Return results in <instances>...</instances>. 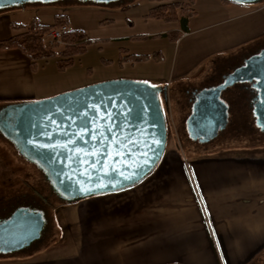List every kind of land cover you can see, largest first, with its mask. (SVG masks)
<instances>
[{
  "label": "crops",
  "instance_id": "obj_1",
  "mask_svg": "<svg viewBox=\"0 0 264 264\" xmlns=\"http://www.w3.org/2000/svg\"><path fill=\"white\" fill-rule=\"evenodd\" d=\"M192 10L184 23L165 22L173 23L170 28L178 34L175 41L164 43L169 53L162 74L153 73L157 68L148 63H163V48L161 60L127 64L148 71L125 73V78L167 86L165 116L172 123L171 100L182 96L181 89L209 79L218 60L239 58L240 63L264 47V2L194 0ZM15 11H0V40L10 36L11 21L32 19L23 21L12 15ZM55 57L38 60L33 71L20 50L0 49V106L107 79L46 71V63ZM199 90L189 88L182 96L184 132L189 97ZM191 140L202 145L189 144L190 158L174 141L171 147L167 143L153 171L134 186L60 204L67 229L58 225L60 235L55 236L67 232L68 238L14 254L0 264H264V158L228 152L221 143L208 147ZM197 150L201 153H193ZM80 245L78 260L73 249Z\"/></svg>",
  "mask_w": 264,
  "mask_h": 264
},
{
  "label": "water",
  "instance_id": "obj_2",
  "mask_svg": "<svg viewBox=\"0 0 264 264\" xmlns=\"http://www.w3.org/2000/svg\"><path fill=\"white\" fill-rule=\"evenodd\" d=\"M29 1L58 0H0V11ZM228 1L257 4L263 0ZM246 81L256 90L252 106L255 125L264 131L263 47L246 57L221 83L194 92L185 121L188 135L200 142L215 138L228 121L221 92ZM162 102H167L166 85L131 78L107 79L45 98L4 104L0 106V132L42 171L58 199L71 203L134 186L153 171L167 142ZM44 226L42 211L15 210L0 221V253L25 250L41 239Z\"/></svg>",
  "mask_w": 264,
  "mask_h": 264
},
{
  "label": "rangeland",
  "instance_id": "obj_3",
  "mask_svg": "<svg viewBox=\"0 0 264 264\" xmlns=\"http://www.w3.org/2000/svg\"><path fill=\"white\" fill-rule=\"evenodd\" d=\"M262 2L264 0L260 3ZM151 4H154L152 0H117L108 3H84L77 0L29 1L22 7H10L7 10H16L12 15L23 21L35 17L40 23H51L55 13L64 12L71 27L81 28L84 31L86 38L89 40L86 50L82 55L75 57L71 66L64 69L66 72L62 73L60 71L64 70L58 69L57 56L48 60L45 65L46 71L52 70V72H55L57 70L55 73L58 76L67 78L68 76L78 78L80 74H87L92 79H113L125 78V73L128 71H148V69L138 68L136 65L135 67L132 65L130 68V65H127L129 63L126 62L119 63L121 50L131 51L132 53L137 51L151 53L152 51H160L163 48L165 49L164 55L167 54L166 60L163 63L150 62L148 66L153 64L152 66L157 68L153 73H157V75L165 71L169 49L166 50L167 46L164 43H166V40L171 41V39L167 35L159 33V31L165 29L174 32L175 30L170 28L173 23L166 25L165 22L169 21L156 20L145 16L144 13ZM237 63H239V58L218 60L212 75L209 76L210 78L208 77L207 80L181 89L182 96L189 88L201 90L221 83L224 76L231 72L238 65ZM182 96L180 95L179 98L174 96L171 100L172 109H174L172 113L173 123L167 121L166 145L168 143V147H171L172 141H174V146L180 147L182 153L188 154V158H190L189 144L193 143L197 147L202 144L191 140L187 132H184L183 106L185 102ZM220 97L228 107V124L216 139L205 142V146L211 147L221 143V146L229 150L228 152L257 155V157L264 158V132L255 125L251 106L247 99V90L241 82H237L223 90ZM162 106L165 109L164 102H162ZM179 106L181 111L177 108ZM193 153H201V150ZM33 190L44 195L49 194L43 174L36 166L25 160L12 144L0 137V198L7 200L23 192L33 193ZM51 201L56 209L55 211L50 209L49 215L52 217V226L48 227L46 231L44 230L43 242L25 253L21 250L12 254H0V260L10 259L14 254L15 256L25 255L30 251L39 250L43 247L47 248L68 238L67 232H64L61 238L55 236L58 233V231L56 232L58 225L62 226L64 224V229H67L68 218L65 210L64 212L61 211V200L51 196ZM58 234L60 235V233ZM68 245L70 244L68 243ZM82 245L73 249V251L76 250L73 255L76 258L78 257V260L81 257L79 256V250ZM71 249L72 247H67L65 250L72 253Z\"/></svg>",
  "mask_w": 264,
  "mask_h": 264
},
{
  "label": "trees",
  "instance_id": "obj_4",
  "mask_svg": "<svg viewBox=\"0 0 264 264\" xmlns=\"http://www.w3.org/2000/svg\"><path fill=\"white\" fill-rule=\"evenodd\" d=\"M152 1L154 4H151L146 10V17L184 23L193 13L192 4L194 0ZM224 1L230 2L228 0ZM68 23L64 12L55 13L51 23H40L35 18L25 23L11 21L9 23L11 34L9 37L0 40V49L16 48L20 50L29 59V66L33 71L38 60L57 56V67L59 70H64L73 64L75 57L85 52L89 43L84 31L78 28H68L63 32L61 35L62 45H49L45 41V36L50 29L68 26ZM176 34H178L176 30L164 33L172 41H175ZM120 52L119 63L121 64L123 62L133 64L149 59L156 61L162 59L160 51L132 53L121 50Z\"/></svg>",
  "mask_w": 264,
  "mask_h": 264
},
{
  "label": "flooded vegetation",
  "instance_id": "obj_5",
  "mask_svg": "<svg viewBox=\"0 0 264 264\" xmlns=\"http://www.w3.org/2000/svg\"><path fill=\"white\" fill-rule=\"evenodd\" d=\"M61 1H68V0H61ZM243 60L240 63H238V65L235 66L233 68V70L235 68L241 66L243 64ZM241 84H242V86L248 92V98L247 99H248V102H249V104L251 106V110H252V106H253V102H254L253 101V97L256 94V90L252 87V85H251L250 82H247V81L246 82H241ZM195 96L196 95L193 93L189 97L190 98V101H191V104L193 103V101L195 99ZM253 118H254V116H253ZM227 124H228V122H227ZM227 124H226L225 128L227 127ZM225 128H223L222 130H220L218 132L217 136H219L221 134V132L225 130ZM262 132H264V131H262ZM217 136L215 138H213V139H216ZM0 137L3 138V139H5L7 142H9L4 137V135L1 132H0ZM34 166H36V165H34ZM36 168H37V166H36ZM38 170H40V169L38 168ZM40 172L42 173L41 170H40ZM44 182L46 183V185L48 187V190H49V194L48 195H44V194H41V192H38L36 190H33V193L32 192L31 193L30 192H23V193H20L19 195L15 196V197L8 198L7 200H3L2 198H0V221H2L4 219H6L7 217H9L15 210L22 208V209H26V210L42 211L43 214H44V220H45L44 230L46 231V229L48 227H51L52 226V222H51L52 217H51V215H49V212H50V209H52L53 211H55V209H56L54 207L52 201H51V196H55L56 198H58V197L52 191V189H51L49 183L47 182V180L45 179V177H44ZM44 230L42 232L41 239L38 240V241H35L28 248H26L25 250H23L24 253L25 252H28L32 247H36L37 245H39V244H41L43 242V235L45 233ZM0 254H2V253H0Z\"/></svg>",
  "mask_w": 264,
  "mask_h": 264
},
{
  "label": "built area",
  "instance_id": "obj_6",
  "mask_svg": "<svg viewBox=\"0 0 264 264\" xmlns=\"http://www.w3.org/2000/svg\"><path fill=\"white\" fill-rule=\"evenodd\" d=\"M66 30H67L66 26H63L61 28H52V29H50L47 32L46 36H45V41L49 45H54V44L62 45L63 41L61 40V35Z\"/></svg>",
  "mask_w": 264,
  "mask_h": 264
},
{
  "label": "snow or ice",
  "instance_id": "obj_7",
  "mask_svg": "<svg viewBox=\"0 0 264 264\" xmlns=\"http://www.w3.org/2000/svg\"><path fill=\"white\" fill-rule=\"evenodd\" d=\"M237 2H243V0H237ZM37 146L39 147L40 145ZM44 147H48V145H44ZM127 179H131V177H127Z\"/></svg>",
  "mask_w": 264,
  "mask_h": 264
}]
</instances>
